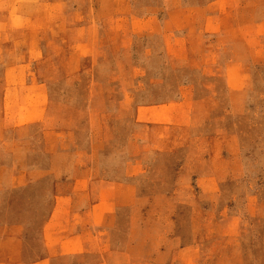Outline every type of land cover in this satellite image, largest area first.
Masks as SVG:
<instances>
[{
    "label": "rangeland",
    "instance_id": "obj_1",
    "mask_svg": "<svg viewBox=\"0 0 264 264\" xmlns=\"http://www.w3.org/2000/svg\"><path fill=\"white\" fill-rule=\"evenodd\" d=\"M0 158V264H264V0H0Z\"/></svg>",
    "mask_w": 264,
    "mask_h": 264
},
{
    "label": "crops",
    "instance_id": "obj_2",
    "mask_svg": "<svg viewBox=\"0 0 264 264\" xmlns=\"http://www.w3.org/2000/svg\"><path fill=\"white\" fill-rule=\"evenodd\" d=\"M20 128V126H18ZM4 132V131H3ZM5 146H3V150H5ZM54 164H51V168L48 169L49 166L46 164L39 162V163H32L26 158H9L8 160L0 158V184L12 183V182H22L24 180H28L31 177H35L39 180L46 178L47 175H51V173H55ZM83 166V167H82ZM95 164L90 163L82 164V163H73L71 164L72 169L70 170V174L68 177L70 178V183L73 184V189L70 192H61L59 193L60 201H55L53 205V213L52 216L54 218H50L48 223H52L54 228L57 229L58 225L65 221V224L71 223V220L65 218L64 216L66 213H73L74 211L80 212L79 214L85 218V215L90 214L92 212V205H89L84 209V207H77L71 203L69 200L70 197H77L83 196L87 197V193L85 191H81L80 186L77 185L79 182H93V176H95L94 170ZM66 180V179H65ZM12 188H10L11 190ZM79 195V196H78ZM1 203V202H0ZM7 205V203H2L3 206ZM77 207V208H76ZM83 209L84 211H81ZM71 215V214H70ZM15 226V225H14ZM13 224L8 223L6 220H0V230L12 229ZM16 232H18L19 228L14 227ZM15 232V233H16ZM69 236V235H68ZM17 238L15 237V240ZM16 246L20 245L19 242L15 243Z\"/></svg>",
    "mask_w": 264,
    "mask_h": 264
}]
</instances>
